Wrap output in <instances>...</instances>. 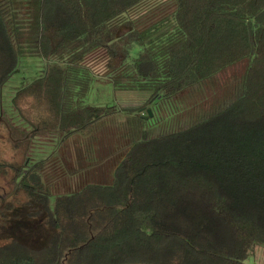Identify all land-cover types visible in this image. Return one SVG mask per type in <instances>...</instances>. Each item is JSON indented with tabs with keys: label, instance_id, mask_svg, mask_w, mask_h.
<instances>
[{
	"label": "trees",
	"instance_id": "16d2710c",
	"mask_svg": "<svg viewBox=\"0 0 264 264\" xmlns=\"http://www.w3.org/2000/svg\"><path fill=\"white\" fill-rule=\"evenodd\" d=\"M36 56L46 70L11 97L15 126L3 90ZM97 77L143 106L87 104ZM165 102L186 107L168 130ZM0 115L23 155L0 158L16 185L0 218L48 240L0 243V264H246L264 247V0H0ZM110 128L121 159L78 185ZM34 142L49 144L38 161Z\"/></svg>",
	"mask_w": 264,
	"mask_h": 264
},
{
	"label": "rangeland",
	"instance_id": "374dc122",
	"mask_svg": "<svg viewBox=\"0 0 264 264\" xmlns=\"http://www.w3.org/2000/svg\"><path fill=\"white\" fill-rule=\"evenodd\" d=\"M162 7V6H161ZM46 67L45 61L39 57H26L22 59L19 70L20 72L11 78L7 85L3 90V99H4V112L7 113L6 118L9 122L15 123V126H20V122L17 120L16 113L10 112V105L12 96L16 92L17 89H22L24 86H28L36 79L40 78L41 74L44 73ZM98 71H104L101 68H98ZM100 77V74H99ZM102 77V76H101ZM145 98L141 95H134L130 93H122L115 94L113 85L108 81V78H96L90 93L88 94V98L86 100L87 104L92 106H103L106 107L108 105L115 106L117 109L125 110V109H136L138 107H142L144 104ZM28 107V106H25ZM155 110V114L160 121L165 122V128L176 126L175 120H177V116L179 113L181 114L186 107L182 103H162V105H153ZM180 117V116H179ZM5 119V120H6ZM4 122L3 117L0 115V123ZM7 121H5L6 123ZM173 124V125H172ZM167 126V127H166ZM23 128V126H21ZM24 129V128H23ZM117 131L114 128H110L108 132L103 136L104 140L102 142L103 146V164L101 166H96L95 170H91L82 176L80 180H78V185H82L84 183H96V182H104L105 179L109 176L110 170L114 167L113 165L118 162L122 155L119 152L123 149L125 143L120 138L116 136ZM14 136L13 139H15ZM13 139H9V135L6 132V129L3 125L0 124V158L8 163H17L22 162L23 155L20 151H18L15 146L17 141ZM35 145L31 146L30 149V160L38 161L40 157H42V153H45L49 149L48 143L42 144L40 142H34ZM47 145V146H46ZM22 148H26V145L22 146ZM48 152V151H47ZM117 153V156L114 158H110L111 155ZM33 157V158H32ZM110 158V159H109ZM13 172L11 171L7 177H0V208H2L5 203L10 200L11 193L16 188V185L12 182ZM58 189L62 192H65L69 189V182H66L65 179L59 181ZM20 202L25 201L24 197L18 199ZM20 211L18 208L15 210V213ZM47 235L42 228V225L38 221H31L25 219L23 215L18 218H12L8 221L2 220L0 218V243H6L9 239H22L24 241H28L29 244L34 247H43L48 244V240L46 239ZM246 264H264V247L256 246L251 256L245 261Z\"/></svg>",
	"mask_w": 264,
	"mask_h": 264
},
{
	"label": "crops",
	"instance_id": "0c3cea01",
	"mask_svg": "<svg viewBox=\"0 0 264 264\" xmlns=\"http://www.w3.org/2000/svg\"><path fill=\"white\" fill-rule=\"evenodd\" d=\"M171 0H151V2H155V5H162V4H166L168 2H170ZM43 75V74H41ZM41 77V76H40ZM103 107V106H101Z\"/></svg>",
	"mask_w": 264,
	"mask_h": 264
},
{
	"label": "water",
	"instance_id": "95a60500",
	"mask_svg": "<svg viewBox=\"0 0 264 264\" xmlns=\"http://www.w3.org/2000/svg\"><path fill=\"white\" fill-rule=\"evenodd\" d=\"M150 114H151V112H150Z\"/></svg>",
	"mask_w": 264,
	"mask_h": 264
}]
</instances>
